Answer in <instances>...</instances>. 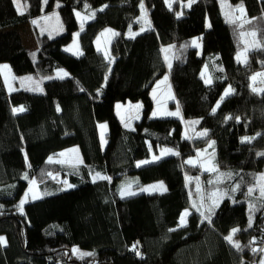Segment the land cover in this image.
<instances>
[{"label": "trees", "instance_id": "1", "mask_svg": "<svg viewBox=\"0 0 264 264\" xmlns=\"http://www.w3.org/2000/svg\"><path fill=\"white\" fill-rule=\"evenodd\" d=\"M19 1L21 10L15 0H0V63H11L19 76L41 79L64 69L69 77L44 82L43 93L9 94L0 72V264H260L264 198L248 189L264 172V92L251 87L252 77L264 73V0H232L245 8L251 20L246 29L255 30L261 44L246 64L236 60L245 28L225 21L219 0H196L189 8L180 0L172 8L165 0ZM57 5L66 33L52 38L33 28L36 48L29 50L20 28ZM76 12L92 17L79 36L78 56L65 51L79 29ZM107 27L119 33L111 43L112 67L95 44ZM196 37L202 56L191 45ZM167 47L174 53L170 70ZM213 56L223 71L208 85L203 71ZM167 74L183 119L151 118V91ZM228 86L234 92L213 112ZM127 102L142 104L134 129H126L116 114V105ZM20 107L25 111H13ZM194 120L207 131L205 138L184 137L185 122ZM245 136L255 138L242 142ZM210 141L217 167L233 175L209 190L240 186L213 213L201 207L211 223L193 207L201 206L193 178L207 177L186 162ZM72 148L80 151L79 166L49 161ZM161 148L178 155L137 166ZM33 180L42 198L20 213ZM157 182L167 190L121 197L129 184L139 191ZM66 185L71 189L63 190ZM234 228L240 229L233 236L239 250L225 239Z\"/></svg>", "mask_w": 264, "mask_h": 264}, {"label": "rangeland", "instance_id": "2", "mask_svg": "<svg viewBox=\"0 0 264 264\" xmlns=\"http://www.w3.org/2000/svg\"><path fill=\"white\" fill-rule=\"evenodd\" d=\"M180 1H181L182 6L184 8H189V6H188L189 0H186V1L180 0ZM15 2H16L17 8L19 10H21L22 9L21 2L19 0H15ZM165 2H166L168 7L172 8L174 3H175V0H165ZM219 4L221 7V12L223 14V17L228 24H230V25L236 24V25H239L240 27H241V24H243L242 27L245 28V33L241 34V41L244 45V48L242 51H240L237 54L236 60H237L238 56L241 57V60H243L245 57L248 60L249 53L254 51V50L259 49L261 46L257 47V44H259V45H261V44H260V41L258 39V35H256V37H253L250 35V33L255 31V30H247L246 29L249 23H246L245 21H251V20L248 18L245 8L243 7L244 14L242 15L239 11H237V9L242 5L240 3H234L232 0H219ZM18 5H19V7H18ZM59 6L60 5H57V8L55 9V11L50 12V13H45L42 16L38 17L37 19L33 20L32 23L27 24V25L23 26L22 28H20V32L22 33L24 45L29 50L33 51L36 48V39H35V36L33 33V28H36L41 34L49 35L52 38L61 37L66 33V28L63 25L61 18H60V15H59V11H58ZM77 13L80 14L79 16L76 15V20L79 24V29H78V31H76L74 33L71 43L67 47H65L66 52H68L72 55H75V56L79 55V54H74V52H76L77 46H78V50L80 52L79 36H80L81 32L84 30L86 23L88 21H91V19H92V17L88 16L86 13L76 12V14ZM178 17L182 18L183 12H181L178 15ZM263 19H264V14H263ZM230 20H235V23L230 22ZM81 24H83V30H81ZM209 28H210V23H209V21H207V29H209ZM109 29L112 30V32L117 33V31L115 29L107 27L103 31L100 32V34L97 37V40L95 41V44H96V47L98 48V50H100L103 53L105 58L110 63V66L112 67L113 63H114V58L112 57L110 48H111V43L116 36H113L111 32L106 31ZM141 32L142 31L131 32V33H137L138 34ZM77 33H79L78 36L76 35ZM127 38H131L130 33L127 34ZM193 41H196L197 44L199 45V47L194 46L191 43L192 48H194L198 51L199 56H202L201 37H196L192 40V42ZM66 49H72V51H68ZM105 53H107V55ZM164 55H165L166 67L168 70H170L168 65L170 62L171 67H172L174 53L172 52V49L170 47H167V48H164ZM218 60H219L218 56H216V57L213 56L209 59L208 64L205 66V69L203 71V76H204L205 83L208 85H209V83L206 82L207 80L210 79L211 83H212V81L214 82L215 79L217 77H219V73L223 71V67L221 66L220 62H218ZM237 62H238V60H237ZM238 63L245 64L242 62H238ZM61 70H63V72L68 73L64 69H59V70H56L53 74H51L45 78L35 79V78L30 77V76H19L17 74V72L14 70L13 65L11 63H0V72L2 74V78H3V82L5 84L6 90L9 94H11L15 91H18V90H25V91H29V92H35V93H43L44 92V86H43L44 82L56 80V79H66L69 77V73H68L67 76L60 78L58 74L61 73ZM259 73H263V72H259ZM29 77L31 79H29ZM49 77H51V79H49ZM165 77H167V80L164 79ZM262 79H264V77H259V76L256 78L255 81H253L251 79L252 89H253V87H255L257 89L264 88V84L261 83ZM229 87H231V86H228L227 89ZM231 89H232V87H231ZM256 92L262 93L260 91H256ZM224 93L222 95V97H224L223 100H221V98H222L221 97L220 100L218 101L219 107L222 105L223 101L226 98H228L229 96L232 95L231 94V95L225 97ZM150 96H151V99H152L153 104H154V108H153V111L151 113L152 119H167V118L179 119L182 117V112H181L180 106L177 102V99H176V96H175V93H174V90H173V87H172V84L170 81L169 74H167L166 76H164L162 79H160L157 82V84L152 89ZM217 104L215 106V109H216L215 111H217L219 109V107L217 108ZM118 105H119V107H117ZM137 105H139L140 107H137ZM177 108H179V115L178 116H167V115H156V116H154L153 115L154 112H158V113L176 112ZM115 110H116V114H117L119 120L121 121V123L123 124V126L126 129H133L134 125L138 121H140L142 118L143 108H142V104L140 102H138V103H132V102L118 103L116 105ZM199 123H200L199 120H194L193 122H190V123L185 122L184 137H188L190 139L191 138H198V139L199 138L200 139L205 138L207 136V134L202 136L201 133H203V132L207 133V131L202 130V129H198ZM126 124L128 125L127 127L125 126ZM103 125H106V128L100 129V139L102 142V146L106 147L108 140L105 136V133L106 132L108 133V126H107V124H103ZM102 134H103V136H102ZM245 137H247V136H245ZM243 138L244 137H242L241 141L243 140ZM252 138L254 139L255 137H252ZM253 139L251 140V142L253 141ZM213 142L214 141H210L204 147L196 149L194 151V155L192 157H189L186 159V161L194 160L196 162L195 166H197L200 169V172L202 174L206 175V177H207L206 181L202 180V178H200V176L193 178V180L196 184V192L198 194L197 200H198V202H200V205L203 204V206L205 208H207L209 206L214 207L215 205H219L223 200H225L227 197H229L233 193L232 189L228 190L227 188H218V189L213 190V191L209 190L212 186L224 185L227 182L226 180L231 178V176L233 175V173L231 171H226V170L224 171V170H221L217 167V165L214 161V156H213V151H215V143L213 144ZM164 149H168V148H161L158 155H152L150 159L144 160V161H150L149 163L141 164L139 167H143V166H147V165L152 164L155 161V160H153L154 156L159 157V159H162V158H169L172 155H174L172 153H175L174 150L170 149L171 153L165 154L163 152ZM156 160L158 161V159H156ZM49 161H50V159H49ZM51 161L57 162V163H62V164H67V165H71V166H79L81 164V162H79V161H82V159H81V154H80L79 149L78 148H72V149L62 151V152H59V153L53 155L51 157ZM191 165H193V164H191ZM212 167L217 168L218 172H212V171L206 170V169H210ZM221 173H223L225 175L221 176L220 175ZM229 173L231 174L230 177L227 175ZM262 174H264V172L259 175L257 184L255 187H253V188H255V191L251 195L257 194L258 196H260L259 188H260L261 183H264V182L260 181V176ZM98 179H102V178L101 177H93L94 181L98 180ZM217 181H219V182H217ZM151 186H153V185H146L143 187V188L150 189L149 191H141L142 188L139 191H135L132 188L130 190L136 194L163 193L161 190H154L153 191L151 189ZM30 189H31V191H29ZM69 189H71V187H69V185H66L63 187V190H69ZM25 194H28V199L23 206V211L20 210V213L24 212V207L27 204L34 202V201H37V200L42 198V195H41L40 190H39V185L37 183H35L34 185L31 183V185L29 186V189L27 190V192ZM213 194H215V195H213ZM121 197L126 198V197H130V196L124 195ZM24 198H25V195L22 199H24ZM213 200L217 201V203L213 204ZM207 204H208V206H206ZM214 208H216V207H214ZM187 212H189V211H187ZM187 218H188V215L185 218L186 221H187ZM263 259H264V255H263Z\"/></svg>", "mask_w": 264, "mask_h": 264}, {"label": "snow or ice", "instance_id": "3", "mask_svg": "<svg viewBox=\"0 0 264 264\" xmlns=\"http://www.w3.org/2000/svg\"><path fill=\"white\" fill-rule=\"evenodd\" d=\"M195 2H196V0H189V4H188V6L190 7L191 4H192V3H195ZM18 7H19V5H18ZM105 7H107V5H105ZM141 8H143V4H141ZM102 10H103V9H101V11H102ZM237 11H239V12L243 15V14H244L243 6L241 5V6L237 9ZM76 15L79 16L80 14L77 13ZM92 15H93V17H94L95 13H93ZM230 22L235 23V20H230ZM245 22H246V23H251V21H245ZM242 26H243V24H241V27H242ZM81 30H83V24H81ZM142 30H143V29H142ZM106 31L111 32L113 36L119 35V33L112 32V30H110V29H109V30H106ZM76 35L78 36L79 33H77ZM102 35H103V34H102ZM135 35H137V33H131V32H130V37H131V38H134ZM250 35L253 36V37H256L257 33H256L255 31H253V32L250 33ZM192 44H193L194 46L199 47V45L197 44L196 41H193ZM260 46H261V45L257 44V47H260ZM66 50H68V51H72V49H66ZM166 51H167V50H166ZM74 54L82 55V53L79 52V50H78V46H77V48H76V52H74ZM105 54L107 55V53H105ZM237 60H238V62H242V63H245V64L247 63V59H246V57H245L243 60H241V57L238 56V57H237ZM168 66H169V68H171V63H170V62H169V65H168ZM5 67H6V66H5ZM221 70H222V69H221ZM58 75H59L60 78H63V77H65V76H67L68 73L63 72V70H61V73H59ZM258 76H259V77H264V73H257L255 76L252 77V80L255 81L256 78H257ZM29 79H31V78H29ZM49 79H51V77H49ZM164 79L167 80V77H165ZM206 82L210 84V83H211V80L209 79V80H207ZM261 83L264 84V79L261 80ZM253 91H254V92H256V91L264 92V88L257 89V88H255V87H253ZM233 92H234V90L231 89V87H229V88L225 91L224 96L227 97V96L231 95ZM223 98H224V97H222L221 100H223ZM117 107H119V105H118ZM137 107H140V106L137 105ZM218 107H219V103L217 104V108H218ZM58 110H59V109H58ZM215 110H216V109H213V112H215ZM13 111H14V112H23V111H25V109H24L23 107H20V108H16V109H14ZM153 115H154V116H156V115L178 116V115H179V108H177V111H176V112H165V113L154 112ZM137 118H138V117H137ZM229 119H231V117H229ZM125 126L127 127L128 125L126 124ZM100 127H101L102 129H104V128H106V125H100ZM206 134H207L206 132L201 133L202 136H203V135H206ZM102 136H103V134H102ZM252 139H253L252 137H244L243 140H242V142H251ZM214 143H215V142H213V144H214ZM163 152H164L165 154H168V153H171V150H170V149H164ZM172 154H176V155H178V153H172ZM62 155H63V154H62ZM260 155H264V153H261ZM49 159H50V161H51V158H49ZM156 159H159V157L154 156V157H153V160H156ZM79 162L82 163V161H79ZM149 162H150V161H141V162H139V164H138L137 166H140L141 164H147V163H149ZM186 162L189 163V164H193L194 166H195V164H196V162H195L194 160H188V161H186ZM206 170H208V171H212V172H218V169L215 168V167H212V168H210V169H206ZM220 175L223 176V175H225V174L221 173ZM227 175H228L229 177L231 176L230 173L227 174ZM97 176H100V174L97 173ZM24 178L27 179V175H25ZM101 178H102V179H110L109 177H101ZM260 181H261V182H264V174H262V175L260 176ZM217 182H219V181H217ZM31 183L34 185V184L36 183V181L33 180V181H31ZM69 187H71V185H69ZM239 187H240V186L237 184V185L235 186V188H233V191H235V190L238 189ZM130 189H131V185H130V184L127 185L126 188L122 187V189H121V196H124V195H129V196H131V195H135L136 193L132 192ZM151 189H152V190H161V191H166V190H167L166 187H165V185L163 184V182H160L158 185H153V186H151ZM149 190H150V189H147V188H142V189H141V191H149ZM198 190H199V189H198ZM29 191H31V189H30ZM254 191H255V188H249V189H248V194L251 195ZM259 191H260V197H261V198H264V183H261L260 188H259ZM213 195H215V194H213ZM34 198H35V197H34ZM27 199H28V194H25V198L22 199V200L20 201V204H19V208H20L21 211H23V206H24L25 202L27 201ZM216 203H217V201L213 200V204H216ZM193 207L196 208V211H197V212H200V214L204 217V220H206V221H208L209 223H211V216H210V215H205L203 212H201V207H203V204H201L200 207H196V204H195V202H194V203H193ZM255 210H256L255 206H251V207H250V211H255ZM213 211H214V209H213L212 206H209V207L207 208V212H208V213H213ZM189 214H190V213H188V212L186 211V212L184 213V215L181 217V221H180L181 226H185V225H186V219H185V218H186L187 215H189ZM251 223H252V221H251V217H250V218H249V226H250V227H251ZM238 231H240V229H237V228L232 229V235H229V236L225 237V239L228 240L229 243H232L233 246H234L236 249L239 250V249L241 248L240 243H239L238 241H236V242L233 241V236H234L235 233L238 232ZM3 242H4V238H3V237H0V243H3ZM135 247H136V246L134 245V246H133V249H134V250H135ZM74 251H77V252H78L79 250H78V249H74ZM254 251H255V249H254ZM260 251L264 252V249H261ZM82 255H88V256H91V255H94V254H93V253H83ZM260 264H264V259L261 260Z\"/></svg>", "mask_w": 264, "mask_h": 264}, {"label": "crops", "instance_id": "4", "mask_svg": "<svg viewBox=\"0 0 264 264\" xmlns=\"http://www.w3.org/2000/svg\"><path fill=\"white\" fill-rule=\"evenodd\" d=\"M151 92H152V91H151ZM179 119H183V115H182V117L179 118ZM138 122H139V121H138ZM100 129H101V127L99 126V131H100ZM133 129H134V127H133ZM105 136H106V133H105ZM101 143H102V142H101ZM159 151H160V150H159ZM214 155H215V151H213V156H214ZM173 156H177V155L174 154V155H172L171 157H173ZM163 159H166V158L158 159V161L155 160L153 163H157V162H159V161H161V160H163ZM153 163H152V164H153ZM158 183H160V182L152 183V184H149V185H156V184L158 185ZM153 191H154V190H153ZM162 192H164V191H162ZM152 194H153V193H152ZM135 195H136V194H135ZM148 195H149V194H148ZM132 196H134V195H132ZM223 201H224V200H223ZM223 201H222V202H223ZM222 202H221V203H222ZM221 203H220V204H221ZM220 204H219V205H220ZM219 205H215L214 207L217 208ZM187 211H189L188 213H190V210H187ZM185 212H186V211H185ZM185 212H184V213H185ZM184 213L182 214V216L184 215ZM189 215H190V214H189ZM189 215H188V217H189ZM182 216H181V217H182ZM187 219H188V218H187ZM180 221H181V220H180ZM186 222H187V221H186ZM180 225H181V223H180Z\"/></svg>", "mask_w": 264, "mask_h": 264}]
</instances>
